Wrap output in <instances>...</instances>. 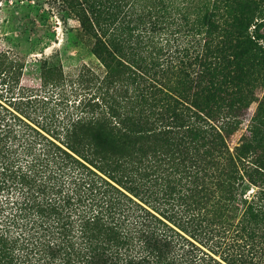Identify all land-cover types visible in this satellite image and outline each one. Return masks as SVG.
I'll return each mask as SVG.
<instances>
[{
    "label": "trees",
    "instance_id": "trees-1",
    "mask_svg": "<svg viewBox=\"0 0 264 264\" xmlns=\"http://www.w3.org/2000/svg\"><path fill=\"white\" fill-rule=\"evenodd\" d=\"M60 1L104 74L0 51V264H264V0Z\"/></svg>",
    "mask_w": 264,
    "mask_h": 264
},
{
    "label": "rangeland",
    "instance_id": "rangeland-1",
    "mask_svg": "<svg viewBox=\"0 0 264 264\" xmlns=\"http://www.w3.org/2000/svg\"><path fill=\"white\" fill-rule=\"evenodd\" d=\"M91 45V37L60 0H0V51L18 61L12 64L11 82L40 88L43 94L51 88L46 105L51 111L67 110L86 94L87 73L104 74ZM1 87L0 101L8 105Z\"/></svg>",
    "mask_w": 264,
    "mask_h": 264
}]
</instances>
